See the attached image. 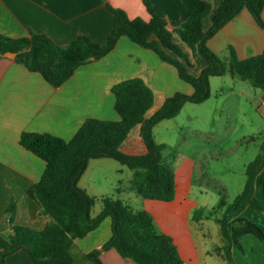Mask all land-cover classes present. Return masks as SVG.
Returning a JSON list of instances; mask_svg holds the SVG:
<instances>
[{"label":"trees","instance_id":"16d2710c","mask_svg":"<svg viewBox=\"0 0 264 264\" xmlns=\"http://www.w3.org/2000/svg\"><path fill=\"white\" fill-rule=\"evenodd\" d=\"M113 16V27L103 45L84 35L60 46L47 37L29 31L27 37L9 39L0 35V55L14 53L16 63L28 71L39 73L50 85L57 87L69 79L82 65L107 55L120 37L150 50L175 68L178 78L192 88L186 95L176 92L164 99L150 116L148 110L154 102L152 90L140 78L120 81L111 87L117 120L86 119L69 141L49 133L23 132L19 144L45 163L39 180L27 191L52 222L35 231L13 224L14 202L7 212L11 233L0 235V264L7 256L21 250L31 264H75L69 253L74 240L85 237L108 217L110 237L98 249L86 256L93 264H102L101 251L114 249L123 258L135 264H185L171 236L159 232L152 217L145 211H133L119 199L104 197L97 215L90 210L95 199L77 186L90 159L108 158L132 170L131 189L146 200L169 202L175 195V174L161 156L163 144L156 143L153 127L162 120L174 118L185 103L200 104L210 96L209 77L228 74L232 79L247 81L264 92V48L261 53L238 59L230 48L227 62L221 60L206 45L207 41L242 8H246L259 27L264 30L261 12L264 0H219L211 13L204 0H179L185 20L172 29L157 15L147 0H143L149 19H130L120 8L101 0ZM210 14L211 25L202 29V20ZM192 50L205 62L197 76L190 74L185 65L187 55L173 42V37ZM1 57V56H0ZM145 146V153L129 155L119 148L135 126ZM264 157V145L246 165L245 183L241 192L230 203L220 199L222 209L216 220L222 245L215 253L226 264H235L232 251H241L245 235L255 237L264 245V232L256 223L236 214L245 208L246 201L259 212H264V173L259 165ZM261 189L263 201L250 195V188ZM195 213L193 216L195 217Z\"/></svg>","mask_w":264,"mask_h":264},{"label":"crops","instance_id":"0c3cea01","mask_svg":"<svg viewBox=\"0 0 264 264\" xmlns=\"http://www.w3.org/2000/svg\"><path fill=\"white\" fill-rule=\"evenodd\" d=\"M104 1L114 8L122 9L130 19L135 17L145 21L149 19L143 0ZM147 1L154 12L167 22L169 29L178 27L186 18L179 0ZM204 1L210 4L211 13L219 4V0ZM206 17L202 20L203 31L211 25L210 14ZM261 18L264 21V6ZM238 26H241L242 31L240 29L236 31ZM112 27L113 16L101 0H0V35L9 39L25 38L31 31L47 37L60 46L73 42L79 35L103 45ZM220 40H223V45H218ZM206 45L224 62L228 61L230 48L238 59H245L262 52L264 30L257 25L249 11L242 8L207 41ZM205 65L204 62V67ZM200 71L193 76H197ZM176 77L184 84V86L179 84L180 90L190 95L191 86L178 78L175 68L161 61L152 51L137 46L125 37H120L115 47L104 57L79 66L69 79L57 87L46 82L39 73L28 71L24 66L16 63L14 57H0V235L6 237L11 233L7 212L10 202H14L13 224L15 225L39 231L52 222L49 216L40 212L39 206L27 194L28 189L39 180L45 163L19 144L21 133H49L69 141L88 118L117 120L111 87L131 78L142 79L152 90L154 102L147 112V116H150L166 97L175 93L172 84H175ZM215 77L223 79L221 90L224 94L232 93L234 89L238 90V96L244 91L250 92L253 96L263 94L260 105L264 107V92L259 88L253 87L247 81L232 79L228 74L211 76L209 79ZM210 80L209 98L212 95ZM261 118L264 121V112ZM260 146L253 157L244 164V168L256 156ZM119 149L129 155L145 153L138 125L131 130ZM107 159H90L86 169L90 167V163L100 165L106 163ZM163 161L168 164V161L164 159ZM128 170L129 174L121 177L122 168L116 169L121 176L117 179L115 195L112 197L133 209L131 206L139 203V196L131 189L130 180L133 172ZM85 171L79 178L77 186L95 201H101L110 194V189L101 186L99 182H84ZM259 172L264 173V157L259 165ZM250 195L263 201L262 191L256 186L250 188ZM156 202L158 204L155 205L164 207L172 218H182L185 239L181 241L173 231L161 227L151 216L155 227L157 226L156 229L172 237L185 264H200L199 254L189 230L190 219L194 218L190 215L192 207L188 202L187 192H178L176 174L173 200ZM98 212L91 215L90 210L91 217ZM221 212L222 209L216 213L213 218L214 223L217 224L216 220ZM236 216L256 223L264 232V212L257 211L248 200L245 208ZM109 237L110 219L106 217L95 230L72 242L69 253L74 263L93 264L86 254L100 248ZM217 237V245L212 251L205 250L206 255L218 256L214 250L222 245L219 230ZM241 247V251H232L235 264H264V245L255 237L245 235L241 239ZM99 258L102 264H135L129 259L120 257L114 249L101 251ZM5 263L31 264L21 250L7 256Z\"/></svg>","mask_w":264,"mask_h":264},{"label":"rangeland","instance_id":"374dc122","mask_svg":"<svg viewBox=\"0 0 264 264\" xmlns=\"http://www.w3.org/2000/svg\"><path fill=\"white\" fill-rule=\"evenodd\" d=\"M240 27L236 31L241 30ZM173 42L187 55L188 64L183 63L187 71L192 75L198 73L204 67V61L177 36L173 37ZM218 45H223V40ZM210 82L212 95L208 100L201 104L185 103L177 116L157 123L152 136L156 143L164 145L161 155L176 174L178 192H187L192 207L190 215L196 214L190 219L189 230L199 254V263L226 264L218 256L206 255L204 251H212L218 242V226L213 218L220 210L217 207L219 200L230 203L241 192L245 183L244 164L253 157L259 144L264 145V121L261 118L264 107L260 105L263 94L253 96L244 91L238 96L237 89L224 94L221 90L223 79L215 77ZM180 83L176 77L172 90L185 94L179 88ZM91 164L83 181L99 182L110 189L106 197L113 198L117 179L121 175L126 177L129 170L112 159L100 165ZM119 167L122 168L121 175L116 172ZM138 200L139 203L131 206L133 211L147 212L161 227L170 229L184 241L182 218H172L164 207L155 205L158 204L156 201L140 197ZM101 207V201L96 200L91 215Z\"/></svg>","mask_w":264,"mask_h":264},{"label":"water","instance_id":"95a60500","mask_svg":"<svg viewBox=\"0 0 264 264\" xmlns=\"http://www.w3.org/2000/svg\"><path fill=\"white\" fill-rule=\"evenodd\" d=\"M1 57H7V58H12L14 57V53L11 52H5L2 55H0Z\"/></svg>","mask_w":264,"mask_h":264}]
</instances>
